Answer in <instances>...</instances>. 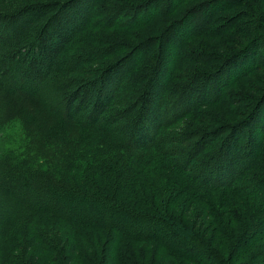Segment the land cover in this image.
Wrapping results in <instances>:
<instances>
[{"label": "trees", "instance_id": "obj_1", "mask_svg": "<svg viewBox=\"0 0 264 264\" xmlns=\"http://www.w3.org/2000/svg\"><path fill=\"white\" fill-rule=\"evenodd\" d=\"M208 1L179 34L170 56L178 72L163 47H151L157 61L142 87L143 66L129 62L142 46L127 56L125 42L106 39L98 49L70 48L98 0H0V132L5 121L23 124L19 150H0V264H140L130 256L138 244L159 247L174 264H264V174L256 172H264V127L256 125L264 87L245 118L222 114L207 128L201 112L234 104L226 90L262 71L264 36L209 28V12L238 0ZM177 2L142 0L130 12L119 5V15L160 21ZM201 27L220 37L217 46L229 42L223 32L240 35L209 72V61L199 69L185 50ZM187 63L197 68L181 86L175 78ZM187 87L218 88L192 104L181 98ZM245 254L253 256L240 260Z\"/></svg>", "mask_w": 264, "mask_h": 264}, {"label": "rangeland", "instance_id": "obj_2", "mask_svg": "<svg viewBox=\"0 0 264 264\" xmlns=\"http://www.w3.org/2000/svg\"><path fill=\"white\" fill-rule=\"evenodd\" d=\"M146 1L149 0H145V2ZM141 2L142 0H102V3L100 4V0H98V2L91 8V13H89L88 22L91 21V23L89 24L88 29L86 30L83 28V32L79 34L70 48L72 50H77L93 45L95 49H98L96 47L100 48L105 46L103 40L106 39L107 41H112V47H114L113 45L117 43L121 44V42H125V44H122L123 46H121V48L123 49L122 52L121 49L119 50V52H121L120 55L127 56L130 50L128 49L129 47L137 46V49H139L142 46L140 51L134 54L129 60V62H132L130 63V65L133 63L135 65L139 62V65L143 66L140 70L141 76L136 78V80L140 82L142 86V84L144 85V83L148 80V75L151 74V69L154 67L153 62L155 61L156 63L157 61V55L155 54L154 50H157V48L159 47H163V55L166 57L165 63H167V65H173L175 70L174 74L177 73L178 71L176 69L180 67L181 64L177 63L174 58H170V56H173L176 53L175 48L178 44L179 34L184 30V28L182 27H186L187 25H189L190 21L196 15L197 9L205 6L209 1L178 0V2L172 8L177 10H175L173 14H169L167 18L160 19V21L159 19L155 18L154 15H148V17H146L144 21H136V23H134L130 20V18H125L127 12H124L123 15H119V12L122 10L119 5H123L126 9H129L130 12L135 5H138ZM226 4V6L224 5L225 7H219L214 11L209 12L210 16L207 19V21L209 20V28L219 29L225 27V25H237L238 27L241 26L240 28L252 27L255 31H257L258 36H264V0L227 1ZM168 25L172 27L168 31L169 33L167 32L165 35L162 34L166 32L165 27H167ZM198 29L199 30L197 31V34H194L193 36L191 35L190 38L186 37L184 39L192 40V42L185 48V50H187L186 54L187 56H189V60L196 56V65L199 67V69H201V61H209L207 65L202 67L204 68L202 72H209L215 65H217V67H221L222 62H219L218 64L216 62L219 60V58H221V55L226 52L224 50L223 54H221L222 48L231 50L232 47H235L238 43L237 40L240 37L239 33L233 32L228 34L227 32H223V35H226V37H228L229 42H222L219 46H217L216 40L220 37H213L208 35L204 36L205 32L203 30V27ZM167 34H169V36H167ZM91 35H95V37H92ZM246 37L247 39L251 38L250 35ZM197 42H201V44ZM85 44L87 45L84 46ZM151 47H154V50L148 52V49H151ZM182 49L184 50L183 47ZM261 51L264 52V47L261 49ZM144 58L148 63L147 67H144ZM104 59H106L105 56ZM186 67L187 70H184V68L180 70V78H175L176 84L180 83L181 86L183 84H185V86H188L187 77L193 72V69L197 67L193 63H187ZM252 76H255V79H252L250 77L248 78L247 76L241 82H239L238 86H234L226 90V95L229 96L228 100H231L230 102H233L234 104H230L228 102L226 107H207L201 111L203 114L205 112L202 117L206 119L205 122L207 124V128L209 127V125L218 124L220 122L218 119L222 117V114H225L223 115V117H225L226 120L221 121L230 122L237 119L239 120L243 117L245 118L246 115L250 113L251 108L253 107L252 104L256 99L255 90H259V88L264 87V66H262V71H258ZM150 78L152 77L150 76ZM140 83L132 81L128 85L132 88L137 87L136 89H138L141 88V86L138 87ZM250 84L255 85V87H251ZM203 88L205 90L202 92L197 90L196 87H187V89L189 90L193 89L192 92L188 97L184 96L181 98H190V101L192 100V104H195L198 103L195 97L196 95L211 93V91L214 93V91H216L218 87ZM164 89H167V92H169L171 87H164ZM175 95H178V93ZM184 95L186 94L184 93ZM216 97L211 98L210 101L212 100V102H214L216 100ZM228 112L230 113L229 116L227 115ZM210 113H212V115H210ZM217 117L219 118L217 119ZM262 123H264V106L260 108L256 117V125H262L261 128H263L264 126ZM22 125V122L17 118L11 120L10 122H4L3 128L0 132V150L7 147L8 149H13L15 151L19 150L20 142L23 139ZM251 129H253V126ZM210 137L211 136H209L208 139H211ZM195 141L196 140H194L193 142ZM207 144L208 142L205 143V146ZM256 172L258 173L257 175L264 174V172ZM194 209L198 208L196 207ZM235 227L238 229V231H241L242 229L240 224L235 225ZM224 243L227 242L224 241ZM215 245L218 244L215 242ZM256 245L258 246V244ZM133 247V250L135 248L138 249V253L134 251V253H132L130 256L140 264H174L173 262H175L172 255L166 253L157 246L138 244L133 245ZM226 247L227 246H224L223 249H226ZM245 255L246 257L240 260L245 259L246 261L248 260L247 258L253 256V254ZM176 264L189 263L179 259L176 260Z\"/></svg>", "mask_w": 264, "mask_h": 264}]
</instances>
